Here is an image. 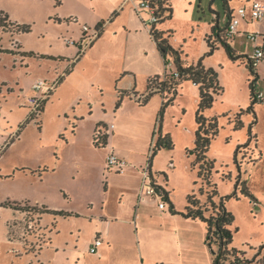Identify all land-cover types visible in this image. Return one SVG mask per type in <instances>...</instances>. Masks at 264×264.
<instances>
[{
    "label": "rangeland",
    "instance_id": "374dc122",
    "mask_svg": "<svg viewBox=\"0 0 264 264\" xmlns=\"http://www.w3.org/2000/svg\"><path fill=\"white\" fill-rule=\"evenodd\" d=\"M91 1L94 0H81L82 7L80 9H86L89 12L91 8L99 9V4L106 6L105 2L99 1L94 3L93 7ZM229 3L233 11L240 4L238 0H231ZM170 4L173 9L172 18L164 21L162 28L171 32L172 44L182 50L183 59L189 64L196 65L205 55V53L203 54V51L206 50L204 37L210 33V25L217 18L220 28H224L226 25L223 1L170 0ZM46 5L49 7L48 0ZM70 7L71 5H65L64 9L67 10ZM33 29L34 33L30 36L29 41L34 43L36 48L49 51L50 46L53 49L57 47L55 41L58 32L56 33V30L47 28L38 19H35ZM244 30H246L245 23L239 29L240 34L230 42L238 52L250 55L253 46L242 34ZM40 34L45 36L44 43L43 40L37 39ZM145 39L143 35L130 42L134 44V51L139 57V47L147 44ZM123 41L124 39L121 37L114 40L105 35L97 42L100 43L99 46L93 52L91 51L93 62H84L83 67L80 68L81 72L85 70L82 76L75 75L73 84L67 86V91H63V95H59L51 105H47L45 117L36 118L24 124L19 138L15 141L16 145L11 147L0 161V264H73L77 263L78 258L85 259V264H95V259L85 255L84 250L88 247V241H92L94 237L95 223H100L96 216L100 213L99 209L103 206V200L112 194V189L109 192L106 191V185L109 182L111 187H120L123 185V178L122 175L116 176L113 173V178L107 180L108 170H113L105 162L108 148L94 150L90 146L88 135L87 137L85 135V127L89 119H93L94 116L89 115L88 120L80 123L79 129H75L77 137L70 138V133L74 130L70 128L71 125L61 112L71 102L76 90L86 91L90 87L87 78L93 75L97 69L108 74L119 68L114 64L112 57L105 58V55L107 52L112 55L120 54ZM3 44H8V37H4ZM61 46H63L62 43ZM104 59L109 60L103 61ZM205 63L217 72L219 84L223 88L222 94L215 98L213 107L205 112L207 118L216 117L219 123L218 135L211 142L207 154L208 159L214 162L212 182L217 187L218 197L215 201L218 202L221 198L231 196L235 191L238 171L233 163L234 154L248 141L247 131L253 121V115L249 113L241 116L243 128L238 131L232 130L230 122H233L240 110L250 107L248 86L250 77L244 59L234 63L227 58L222 48H219L211 56L205 57L204 66ZM163 65L165 64L162 63V68ZM173 69L175 70L174 66H172ZM167 70H170L169 66H167ZM256 70L260 79L255 93L261 92L264 99V61L259 63ZM35 77L32 70L28 71L24 67L18 66L16 70H13L9 60L0 65V78L4 80V85L11 89L8 94L4 92L0 95V131L3 130V127L11 128L13 131L27 120L29 114L24 119L27 109L23 108L21 104L24 101L26 103L28 97L33 94L30 85ZM182 85V88L178 90V95L164 109L160 124L158 123V114L161 101L159 107L154 108V101L157 99H153V102L149 100L139 110L133 104L128 103L123 108L115 110L114 101L110 104L111 108L107 107L113 122L118 125L124 123L126 127H130L128 132L119 133L116 140L124 152H133L135 161H142L146 164L155 140L160 135L170 138L173 146L171 149L164 148L156 152L152 160V174L156 186L170 191L174 210H179L180 213L184 211L187 205L186 198L190 194H194L201 204L205 201V195L199 193L200 185H194L197 176L196 171L191 169L193 157L188 154L194 144V116L197 108L198 88L189 81L183 82ZM2 89L0 87L1 92ZM117 89L119 88L117 87ZM109 95L106 96V99L112 96ZM156 98L161 99L159 96ZM260 104L261 102L258 101L254 105L255 123L259 121L264 124V100L261 106H259ZM98 113L102 115L103 109L99 107ZM152 116H155V124L150 133L143 129L144 126L141 129L136 127L142 122L148 123ZM252 131L253 134H256L254 129ZM253 152V146L243 148L240 150L238 159L251 162ZM102 161H104L106 170H101ZM38 165L53 166L54 168L51 170L54 172L39 177L40 169H33ZM13 167L14 169H12ZM14 171L18 173L15 174ZM141 181L142 176L140 187ZM252 185L257 189L261 187L260 182H252ZM240 190L239 200L230 199L226 202L228 212L234 217L231 247L245 252L247 257L252 258L257 253L258 247L264 245V216L261 212L263 208L259 207L260 209H258L254 205L255 197L248 191V195H246L242 185ZM113 195H115L114 200L119 199L116 203L123 201L122 197H118L117 191ZM158 199L154 200L153 197H148L146 200V216L151 217V223L154 221L155 224L160 221L158 218L160 211L170 214L169 203L161 197L160 200L164 203L165 208L160 210ZM114 200L113 206H116ZM26 201L32 206H44L53 211L74 214L78 218L57 220V217L45 215L41 216L42 220L39 226L31 222L33 226L31 224L30 227H27L28 220L31 217L32 220L36 218L33 214H29V216L22 214L19 218L17 213L14 215L15 212L4 206L13 203L23 204ZM127 206L134 214L137 206L130 204ZM208 215L209 213H205V216ZM13 223H15L14 227ZM161 223L164 221L161 220ZM190 223L184 226V231H181V263L212 264L211 252L204 242L205 226L200 222ZM26 232L31 233L26 235ZM46 239H50L51 244L37 255L38 249L46 245L44 244ZM127 240L129 244L123 243L121 248H112L106 264H142L136 241H133L132 237ZM24 249H28L31 253H26ZM57 249L59 252L56 254ZM65 249L67 252L60 254ZM212 250L216 251V246H212ZM263 257L264 251L257 256V260L264 263Z\"/></svg>",
    "mask_w": 264,
    "mask_h": 264
},
{
    "label": "crops",
    "instance_id": "0c3cea01",
    "mask_svg": "<svg viewBox=\"0 0 264 264\" xmlns=\"http://www.w3.org/2000/svg\"><path fill=\"white\" fill-rule=\"evenodd\" d=\"M99 1L103 3L105 2L106 6L104 7L102 4H99V9L91 8L88 12L86 9H80L82 7L81 0H48L49 7L46 5L47 0H0V11L7 14L12 23L31 27L30 33L26 34H11L0 31V50L12 51V53H0V65L4 61L9 60L11 61L13 70H16L18 66L20 68L24 67L28 71L32 70L36 75L30 85V90L33 94L34 91L32 86L36 81H54L63 75V80L55 87L54 91L46 100L42 112H40L37 117L43 118L45 117V111L48 108L47 105H51L53 101L59 97V95H63V91H67V86H71L73 84L72 82L75 75L82 76L85 72V70L82 72L80 71L82 64L89 61L93 62L92 52L100 44L97 42H99L105 35H108L114 40L117 39V37L124 39L120 54L112 55L110 52H107L105 55V58L112 57L114 64L119 68L108 74L101 72L100 69H97L93 75H90L87 78L90 83V87L86 91L76 90L71 102L61 112V114L68 120L69 125H71L70 128L74 130L71 131L70 138H74L76 136L75 129H79L80 123L88 120L90 116H94L93 119H89L85 127V135L86 137L88 135L90 146L94 150H99L92 146V137L96 125L103 124L108 130V152L112 150L119 158L128 163V166L122 173L118 174L115 169L108 170L107 180H111L113 178V173H115L116 176L122 175L123 185L120 187H111L109 182L108 185H106V191L109 192V190L111 191L112 189V194L110 193L111 195L107 196L103 200V206L99 209L100 213L96 216L100 223H95L94 237L92 241H88V247L86 246L87 248H85L84 253L89 257H93L95 259V264H106V261H108L111 255L112 248H121L123 243L129 244L127 238L132 237L133 241H136V246L138 248L140 258L142 259V264H182L180 258L181 231H184V226L186 224L190 222V224H193L198 221L184 219L179 215H172L171 213L169 214L164 211H160V215L158 217L160 221L156 224L154 221L151 223L150 220L152 218L147 217L145 213L147 209L146 200L148 198H145L144 200L139 199L141 189L139 183L142 171L146 167V164L142 161H135L132 151L124 152V150L118 146V142L116 140L117 135L121 132H128L130 127H126L124 123H120L118 125L116 122H113L110 118V113H108L107 110V107L111 108L110 104L113 101V107L115 109L118 99V91L134 92L138 97L142 96L146 91L148 78L155 75L161 76L165 73L172 74L175 70H172L173 65L171 66L170 62L167 65H163L162 68V63H164V61L156 50V46L152 37L149 35L148 29L144 28L140 20V16L136 10L133 9L132 5L127 4L120 7L122 0H94L91 1L92 6L94 3ZM54 3L56 4L55 6L53 5ZM65 5H71V7L65 10ZM97 11H99V14H97ZM141 16L145 17L144 13H141ZM35 19H38L40 23L44 24L47 28H53L56 30V33L58 32L56 34L55 42L57 43V47L55 49L50 46L49 51L40 50L34 46V43L29 41L30 36L34 33L33 24L35 25ZM81 22L82 24H80ZM84 25L88 26L92 30L101 26V32L100 36L93 42V44L84 53H82L81 56H78L79 43L83 34L82 26ZM162 26L163 24L157 25L156 29L167 32L164 28H162ZM242 26L243 23L241 24V27ZM245 26L246 30H252L256 27L253 24L246 23ZM143 35L146 38L145 40L147 44L139 47V57L134 51V44H131L130 42H133L136 37ZM4 37H8L7 45L3 44ZM38 38L43 40V43L45 42V36L42 34H40L37 39ZM171 38L172 36L170 37V43L173 47H175L172 44ZM61 43L63 46H61ZM231 46L234 50H236L232 43ZM89 51L90 53L87 54ZM207 51L208 48L206 46V50L203 51V54ZM30 52L34 53L35 56L23 57L24 53ZM238 53L242 55L247 54L245 52ZM106 60L109 59H104L103 61ZM205 64V67L209 68L207 63ZM77 65L79 66L76 67ZM167 66H169V71L167 70ZM258 66L259 64L257 65V68ZM69 69H71L70 73L65 75ZM3 81L4 80L0 78V87L3 88L0 95L4 92L8 94L7 89L9 88L4 85L5 83H3ZM116 84L118 85L116 86ZM114 85L116 88L113 87ZM117 87L119 89H117ZM9 91H11V89H9ZM108 94L112 96L107 97L106 99ZM156 97L157 96H153L150 99V102H153V99H157L154 101V108L157 109L160 101L162 102V99ZM263 100L259 102L262 104ZM24 102L21 106L27 109V112L24 113L25 119V117L29 114V109L27 107L28 101L26 100V103ZM197 102L198 96L196 106ZM127 103L133 104L137 110L141 108V106L136 103L134 98L124 97L118 109L121 107L123 108ZM261 104L259 106H261ZM99 107L103 109L102 115L98 113ZM154 117L152 116L148 123L142 122L136 127L141 129L143 128L142 126H144L143 129L146 130L147 133H150L154 128ZM112 125L113 128H111ZM250 126H252L256 132V141L250 144L251 147L253 146L254 150L251 162L239 160L241 161V180L242 183L246 184L245 189L255 197L253 202L254 205L258 209H260L259 207L264 209V124L258 121V123H255L254 125L251 123ZM17 128L11 131V128L3 127V130L0 131V142L10 137L17 130ZM14 145H16L15 142L10 145L2 156H0V161ZM53 168V166L46 167L38 165L37 168L33 169H46V171L42 172L43 175H41V177H44L45 175L54 172L51 170ZM12 169H14V167ZM101 170H106L104 161L101 163ZM17 173L15 172V174ZM5 177L8 178L10 176ZM252 182H260L261 187L257 189L254 185H252ZM163 189L168 195L169 202L173 205V199L170 191L165 188ZM116 191L118 192V197L123 198L122 202L119 201L116 203L119 199L114 200L115 195H113V193ZM153 199L155 200V197H153ZM113 200L114 203H116V206H113ZM128 204L137 206L134 214L131 213L127 206ZM263 209L261 212L264 216ZM175 211L179 212V210ZM16 213L18 214V217L23 214L21 212H15L14 215H16ZM71 218L75 219L78 217L72 214L66 218L57 217V220H69ZM161 220L164 221V223H161ZM138 222L140 223L138 224ZM95 238H100L102 240V244L98 247L96 254H91L89 253V247ZM50 244L51 241L49 244L43 246L42 250L47 249ZM67 249L62 250L60 254L66 253ZM58 252L59 249L56 250V254ZM85 263V259L78 258L77 263L74 262L73 264Z\"/></svg>",
    "mask_w": 264,
    "mask_h": 264
},
{
    "label": "trees",
    "instance_id": "16d2710c",
    "mask_svg": "<svg viewBox=\"0 0 264 264\" xmlns=\"http://www.w3.org/2000/svg\"><path fill=\"white\" fill-rule=\"evenodd\" d=\"M224 15L226 20V25L224 28L219 27L218 18L217 20L210 25V33L205 35L204 41L208 48V51L205 55L197 62L196 65L189 64L183 59V52L181 49L173 47L170 43L171 32H163L156 29L157 25H161L164 21L170 20L172 18V7L170 0H151V6L155 9V14L158 18V21L155 26L149 31V35L152 37L156 50L160 54L161 58L164 61V64L167 65L169 62L175 67V72L178 74L177 77H174L172 74L165 73L164 75H155L147 80L146 91L142 96H137L134 92L129 91H118V99L115 105V110H117L124 97L134 98L136 103L143 107L153 96H159L162 99L161 107L158 114V123L162 121V114L164 109L172 100L178 95V90L182 86L183 82L189 81L193 85L198 87V102L197 108L195 111V131H194V144L193 148L188 151V154L193 157L191 163V169L196 171L197 181L194 182V185L199 184V193L205 195V201L201 204L194 194L187 196V205L184 208L183 212H177L174 210L173 205L169 202L168 195L163 188L155 185L153 174L151 172L152 160L157 151L161 149H171L172 142L168 136H159L153 145L152 150L150 151L146 167L148 170L149 178L154 186L156 192L159 196H162L170 205V213L172 215H180L184 219L197 220L205 226V244L208 246L211 255H212V264H264L260 260H257V256L264 251V245L258 247L257 253L249 258L246 256L245 252L236 250L231 247L233 240V231L232 226L234 223L233 215L228 212L226 208V202L230 199L239 200V194L241 193L240 187L242 185L241 180V161L238 157L240 150L250 146L251 143L256 141V135L253 134V127L250 126L247 131L248 141L243 146L239 147L234 154L233 163L235 164L238 176L235 184V191L231 196L224 197L215 201L218 197L217 187L212 182V170L214 168V162L209 160L207 157L211 142L215 139L219 132V123L218 118L212 117L207 118L205 112L210 110L213 107L215 98L222 94L223 88L219 84L218 74L212 68H206L203 65V60L205 57L211 56L219 48H222L227 56V58L232 62H240L242 59L245 61L246 69L248 70L250 79L248 80L249 93H250V107L245 110H240L235 116L232 124V130L238 131L243 128V123L241 121V116L244 114L251 113L253 115L252 125L255 124L256 115L253 112L254 105L258 103L256 86L259 82V75L257 73V65H253L251 60L246 56L239 54L231 46V39H228L226 36V31L229 27L231 19L233 18L234 12L230 7L231 0H222ZM239 5L248 3L249 0H238ZM237 6V7H238ZM236 7V8H237ZM99 35L101 32V26H98ZM0 31L5 33H30L31 27L27 25H18L12 23L8 15L0 11ZM0 53H12L9 50H0ZM35 56L34 53H24L23 57H32ZM81 56V54L79 55ZM71 69H69L65 75L69 74ZM63 80L61 77L58 81V84ZM9 93V89H7ZM1 93V91H0ZM46 101L43 102L40 112L44 107ZM253 112V113H252ZM36 119L35 116L29 115L27 120H25L22 125L17 128L16 136L7 147L0 152V156L12 145L16 139L19 138L22 128L25 123L30 120ZM158 132V130H157ZM159 133V132H158ZM92 146L96 149H104L108 146V135L106 132V127L103 124H97L93 132L92 137ZM46 169L39 170V176ZM245 191H247L245 189ZM6 208H10L12 211L21 212L29 216L33 214L36 218L28 220L27 227L33 226V223L36 226H39L41 222V216L43 215H52L54 217H69L70 214L57 212L50 210L44 206L34 205L31 206L29 202L13 203L4 205ZM205 213H209L208 216H205ZM30 224V225H29ZM15 226V223L12 224ZM25 226V227H26ZM54 227V224H53ZM31 232H26L28 235ZM25 235V233H24ZM50 239H46L44 244H49ZM212 246H216L217 250L213 251ZM26 253H31L28 249H24ZM42 247L37 251V255L40 254ZM264 258V257H263Z\"/></svg>",
    "mask_w": 264,
    "mask_h": 264
},
{
    "label": "built area",
    "instance_id": "2783aa9c",
    "mask_svg": "<svg viewBox=\"0 0 264 264\" xmlns=\"http://www.w3.org/2000/svg\"><path fill=\"white\" fill-rule=\"evenodd\" d=\"M127 4L132 5L133 9L136 10L144 28L148 29V31L156 25L158 18L155 14V9L151 6V0H122L120 7ZM141 13L146 14V16L142 17ZM242 23L253 24L256 26L254 29L250 30V32H248V30H244L242 34L245 35L247 41L253 46L251 51L252 53L246 56L251 60L253 65H258L261 61H264V0H249L248 3L242 4L235 9L233 18L231 19L229 27L226 31L228 39L232 40L236 35L240 34L239 28ZM82 32L83 34L79 43L78 56L84 53L98 38L99 29L96 28L95 30H92L88 26L84 25L82 26ZM172 75L177 77L178 74L174 71ZM61 77H63V75L54 81L38 80L33 84L32 89L34 94L27 99L29 115L35 116L36 118L38 117L43 102L46 101L54 91ZM256 97L259 101L263 100V95L261 93H258ZM111 128H113V125ZM107 131L106 127V132ZM16 132L17 130L6 140L0 142V152H2L7 145L15 139ZM106 164L109 168L115 169L117 173H122L128 166V163L119 158L112 150L109 151L106 156ZM141 182L142 184L139 199L144 200L148 197L159 198L158 208L160 210H164V203L160 200L162 196L158 195L152 185L147 167H145L142 171ZM101 244L102 240L100 238H95L89 247V253L96 254L97 249Z\"/></svg>",
    "mask_w": 264,
    "mask_h": 264
},
{
    "label": "water",
    "instance_id": "95a60500",
    "mask_svg": "<svg viewBox=\"0 0 264 264\" xmlns=\"http://www.w3.org/2000/svg\"><path fill=\"white\" fill-rule=\"evenodd\" d=\"M245 188H246V184L245 183H242V189H243V192L248 195L247 191H245ZM250 196V195H249ZM250 198L252 199V197L250 196ZM254 200V199H252Z\"/></svg>",
    "mask_w": 264,
    "mask_h": 264
}]
</instances>
